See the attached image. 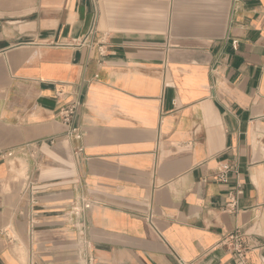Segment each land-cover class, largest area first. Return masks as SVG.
<instances>
[{"label": "crops", "instance_id": "1", "mask_svg": "<svg viewBox=\"0 0 264 264\" xmlns=\"http://www.w3.org/2000/svg\"><path fill=\"white\" fill-rule=\"evenodd\" d=\"M234 231L264 264V0H0V264H235Z\"/></svg>", "mask_w": 264, "mask_h": 264}, {"label": "built area", "instance_id": "2", "mask_svg": "<svg viewBox=\"0 0 264 264\" xmlns=\"http://www.w3.org/2000/svg\"><path fill=\"white\" fill-rule=\"evenodd\" d=\"M96 1V0H93ZM97 39V42H101L103 44L104 36H98L96 30L93 26L90 27L89 31L87 32L86 36L81 39H71L68 42L61 44L64 47L70 48H81L83 46L88 45L92 39ZM96 42V44H97ZM232 46L236 48V41L232 42ZM78 108L79 104H69L63 108H61L57 114V118L59 122L64 126V136L66 138L80 141L83 138L84 133L82 132L81 128L77 125V116H78ZM51 143H53L51 141ZM81 149H78L80 151ZM236 168L234 165H224L222 166L221 170L215 177V180L220 183H227L228 182V174L235 173ZM30 192L32 191L31 187H29ZM238 192L228 194V202L226 204L227 211H234L236 208V199ZM86 206H88L86 204ZM148 220H151V216H148ZM33 221L29 220V228H33ZM220 245L224 247L230 254L232 255V259L234 260L235 264H247V246L244 245V234L239 233L238 231H234L224 235L220 241Z\"/></svg>", "mask_w": 264, "mask_h": 264}]
</instances>
